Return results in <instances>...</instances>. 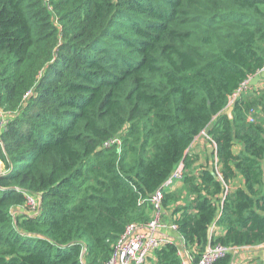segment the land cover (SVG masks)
Returning a JSON list of instances; mask_svg holds the SVG:
<instances>
[{"label": "trees", "instance_id": "obj_1", "mask_svg": "<svg viewBox=\"0 0 264 264\" xmlns=\"http://www.w3.org/2000/svg\"><path fill=\"white\" fill-rule=\"evenodd\" d=\"M263 66L264 0H0V264H105L180 164L164 218L196 260L264 246V84L229 106Z\"/></svg>", "mask_w": 264, "mask_h": 264}, {"label": "built area", "instance_id": "obj_2", "mask_svg": "<svg viewBox=\"0 0 264 264\" xmlns=\"http://www.w3.org/2000/svg\"><path fill=\"white\" fill-rule=\"evenodd\" d=\"M256 75L259 76L258 83L261 82L263 85L264 66ZM251 78L242 83L239 90L232 97L229 106L232 105L233 100L241 91L247 89L249 91L251 90L252 86L249 85V80ZM248 121H253L252 115L248 117ZM0 125L3 127V123L1 121ZM119 143V139L114 138L109 142H106L104 146ZM182 173L183 165L180 164L170 177L162 184V186L149 197V200L146 202H149L151 206V220L145 224H128L125 227L124 232L119 236L113 245L111 255L105 264H152L153 252L160 247L171 244L176 247L179 264H213L217 260L225 258L227 255H232L233 262L235 260L238 264H258L255 263L258 260L257 255L259 252L264 251V246L237 248L224 247L221 245H208L203 253L200 255L198 254V260L195 259V255L197 253H195L194 250L190 251L187 249L182 237L176 232L177 226L171 222V220H166L164 218L165 211L163 208V190L169 189L172 191L175 189V186H180ZM23 208H26L29 212L27 214L22 212V214L30 216L38 215L40 210V199L35 200L31 196H27L26 205ZM215 230L216 229L212 224L210 227V234L212 231L215 233ZM167 232H172L174 235L167 236ZM251 248L256 249L258 253L252 255L251 260L244 263L243 260L246 256H240L237 255V253Z\"/></svg>", "mask_w": 264, "mask_h": 264}, {"label": "rangeland", "instance_id": "obj_3", "mask_svg": "<svg viewBox=\"0 0 264 264\" xmlns=\"http://www.w3.org/2000/svg\"><path fill=\"white\" fill-rule=\"evenodd\" d=\"M0 121H1L3 124L6 122V119H5V116H4V115H0ZM4 130H5V128L2 127V126L0 125V133H2ZM203 137H204V136L201 135L200 138H198V139L196 140V142H195L194 145H193V148H191V151H193V150H195V149H198V148H197L198 143L200 142V140H201ZM203 140H204V144H205V143H206L205 140H208V139L204 138ZM206 148H207V147H205V149H204L203 152L196 153L197 151H195V154H197L198 156H199V155H202V158H204L205 153H206V152H205ZM205 162H206V160H205ZM201 164H206V163H204V159L201 160ZM2 168H3V166H2V164H1V162H0V170H1ZM22 212L27 214L29 211H28L26 208H22V209H21V213H22ZM256 253H258V252L256 251V249L251 248V249H248V250L241 251V252L237 253V255H240V256H241V255L246 256L245 259L243 260V262H244V263H247L249 260H251L252 255H254V254H256ZM247 256H248V257H247ZM249 264H250V263H249Z\"/></svg>", "mask_w": 264, "mask_h": 264}, {"label": "crops", "instance_id": "obj_4", "mask_svg": "<svg viewBox=\"0 0 264 264\" xmlns=\"http://www.w3.org/2000/svg\"><path fill=\"white\" fill-rule=\"evenodd\" d=\"M258 84L261 86V82H259ZM257 86H258V85H256V86H252V87H257ZM260 86H258V87H260ZM201 135H203L204 137H203V138L200 140V142L198 143V146H197L198 149L193 150L194 152L197 151L196 153H199V152H203V151H204V140H203V139L205 138V135H204V134H200V135L194 140V142H193L191 148H193L194 143L196 142V140H197L198 138H200ZM207 147L209 148V150H210V152H211V150L213 149V146H212V147L207 146ZM201 156H202V155H201ZM199 163L201 164V160H200ZM17 211H18V213H21V210H17ZM215 229H216V228H215ZM218 233H219V229H216V230H215V234L217 235ZM166 235H167V236H172V235H174V234H173L172 232H167ZM257 259H258V260H257L255 263H258V264H264V251H261V252L258 253V255H257ZM233 264H238V263L234 260Z\"/></svg>", "mask_w": 264, "mask_h": 264}, {"label": "water", "instance_id": "obj_5", "mask_svg": "<svg viewBox=\"0 0 264 264\" xmlns=\"http://www.w3.org/2000/svg\"><path fill=\"white\" fill-rule=\"evenodd\" d=\"M259 81V76L255 75L253 76L250 80H249V85L250 86H256L257 83ZM231 111H232V107H229L226 111V114L229 118H231Z\"/></svg>", "mask_w": 264, "mask_h": 264}, {"label": "clouds", "instance_id": "obj_6", "mask_svg": "<svg viewBox=\"0 0 264 264\" xmlns=\"http://www.w3.org/2000/svg\"><path fill=\"white\" fill-rule=\"evenodd\" d=\"M258 84V83H257ZM205 135V134H204ZM206 136V135H205ZM2 171H3V168L0 170V172L2 173Z\"/></svg>", "mask_w": 264, "mask_h": 264}]
</instances>
